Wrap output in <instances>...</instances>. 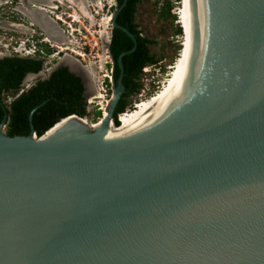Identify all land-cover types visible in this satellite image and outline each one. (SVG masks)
Here are the masks:
<instances>
[{
    "label": "water",
    "instance_id": "95a60500",
    "mask_svg": "<svg viewBox=\"0 0 264 264\" xmlns=\"http://www.w3.org/2000/svg\"><path fill=\"white\" fill-rule=\"evenodd\" d=\"M190 2L180 76L125 135L108 131L125 91L122 57L136 47L115 21L121 6L112 27L134 44L116 58L99 126L70 114L46 138L32 126L10 136L1 120L0 264H264V0ZM20 3L31 22H54V36L34 23L51 40L67 38L41 10L51 5ZM68 56L52 71L79 76L85 98L83 67Z\"/></svg>",
    "mask_w": 264,
    "mask_h": 264
},
{
    "label": "trees",
    "instance_id": "16d2710c",
    "mask_svg": "<svg viewBox=\"0 0 264 264\" xmlns=\"http://www.w3.org/2000/svg\"><path fill=\"white\" fill-rule=\"evenodd\" d=\"M113 9L121 6L115 21L118 25L125 27L135 37V49L123 55L122 83L125 87L124 93L118 100L113 122L120 125L116 118L118 113L124 112L133 94L139 92L142 87L140 81L143 68L147 65H154L157 60L156 54L150 50L153 40L142 35L136 22L138 4L142 0H115ZM178 2L179 0H174ZM173 3L167 1L164 6V17L176 19V14L171 13ZM178 26L176 34H183ZM134 42L131 37L119 27H112L110 30L109 51L114 59L113 80L116 82L120 70L116 62L117 56L130 49ZM47 51H50L47 47ZM42 59L23 58L18 56H4L0 58V92L12 90L15 93L20 86L22 79L29 72L37 73L42 68ZM100 116V111L96 110ZM76 114L84 116L87 114V104L84 98V85L81 78L70 72L66 66H60L53 70L49 77L37 80L31 87L12 99L10 104H5L0 99V122L5 118L6 132L10 136L27 135L32 126L37 136H41L54 125L61 117ZM31 115V119H29ZM119 121V122H118Z\"/></svg>",
    "mask_w": 264,
    "mask_h": 264
},
{
    "label": "rangeland",
    "instance_id": "374dc122",
    "mask_svg": "<svg viewBox=\"0 0 264 264\" xmlns=\"http://www.w3.org/2000/svg\"><path fill=\"white\" fill-rule=\"evenodd\" d=\"M102 1L104 2V0ZM167 1L173 3L171 13L178 12L180 16L179 18L177 15L175 20H172L171 17H164L163 11ZM58 2L59 7L56 9V12H62L65 15L68 13H74V15L79 18V21L74 24L79 32L74 31L72 34H68L70 29L66 25L64 26L58 24V27L61 30H65L64 34L67 33L69 35V39L73 41L71 45L68 44L69 47L79 51L81 50V47L85 46L86 53L84 55V62L87 64H100L102 62L101 59L104 58V53H101L100 44L90 48L87 43L92 40L93 36L99 37L100 30L102 29H104L102 30V35L105 30L110 33L112 22L111 20L109 22L106 21L105 18L107 15H111L114 9H107L106 6L99 9L94 3H92V1H89L88 7L90 9V13H87L83 8L76 6V4L70 0H63L62 2L56 1L55 3ZM19 4H21L20 0H0V19L13 23H22V27L24 25L28 26L29 21L19 11ZM183 8L184 0H179L178 2L174 0H142L141 3L138 4V10L136 12V22L139 24L138 28L142 31V35L153 40V43L150 45V50L152 53L156 54L157 60L159 61L154 65L145 66L143 74L140 78L142 87L139 92L130 96L128 99L129 104L124 111L134 108V103H136V101L139 102L142 99L149 98L152 94L158 92L175 74V64H177L182 57V54H180L182 53L181 48L186 46L181 44V41H186V38H184L186 34L183 33L180 35L175 33L179 24L183 23ZM94 10H96V13ZM32 28L36 31L35 36L40 37L38 34L41 32V29L36 25H33ZM180 28H182V26ZM31 32H27V34ZM23 34H25L24 31H12L0 28V40L2 44L6 46H8L9 43H13L14 40L19 39V37H24ZM2 47L3 46H1V48ZM59 56L63 59L64 54H60ZM57 61V58L51 59L52 64H55ZM40 77L41 74L37 75L34 80H38ZM111 94L112 91H108L106 98H108ZM7 95L5 96V99L9 100V97H11L12 94ZM96 103L98 102L95 101L94 103L87 104V114L83 116L84 119L93 124L95 123V125L98 123L100 117L102 119L103 116L102 113H100L99 117L95 116V114H98L95 111L100 107ZM3 129L6 131V126H4Z\"/></svg>",
    "mask_w": 264,
    "mask_h": 264
},
{
    "label": "built area",
    "instance_id": "2783aa9c",
    "mask_svg": "<svg viewBox=\"0 0 264 264\" xmlns=\"http://www.w3.org/2000/svg\"><path fill=\"white\" fill-rule=\"evenodd\" d=\"M96 2L94 4L99 9H102L105 6L107 9H110V8H113V6H115L114 0H104V2L102 0H96ZM58 7H59V2L56 3L53 7H43V9H45L47 14H49L56 20L57 25L58 24L64 25V26L66 25L70 29L68 31V34H72L74 31L79 32V30L76 29V27L74 26V24L79 21V18L77 17L74 18L72 13H68L65 15L62 12L61 13L56 12V9ZM94 12L96 13V10H94ZM28 21H29L28 26L32 28L34 24L30 20ZM107 21L109 22V20ZM111 28H112V25H111ZM63 32H65L64 29H63ZM68 34L65 33L67 38H69ZM23 35L24 37L22 38L19 37V39L14 40L13 43H9L8 46L2 44L0 40V55L18 56V57H23V58H39L43 60L42 68L37 73L33 74L32 72V73L26 74V77L24 78L23 83L20 84L19 89L15 93H12V96L9 97V100L14 99L20 93H22L23 91L31 87L36 82V80L34 79H36L37 75L45 74V76H49L52 72V67L54 65V63L53 64L51 63V59L57 58L59 60L61 58V56H59L60 54L62 55V54L70 53L73 57H75L79 61V63L81 64L83 68L88 70L89 67H91L92 63L87 64L84 62L85 61L84 55L86 53L85 46L81 47V50L76 51L74 48L68 47L67 44L56 43L53 40L51 41V39L42 30L38 34L40 37L35 36L36 31L34 29L32 30L31 33H28V34L25 33ZM109 38H110V33L107 32L106 40H108ZM87 44L90 48H93L94 46H97L100 44L99 46L101 47V53L104 52V58L101 59L102 62L98 65L93 63L94 70L96 71V74L94 77V83H93L95 90L93 94L91 93L89 94L91 96L88 95L87 97H85V102L87 101L86 104H91L97 101L98 103L96 104L100 106L97 110L101 111L102 102H105V105H107L108 102H106V100H109V98L111 97V95H109V97L106 98V96L108 95V91H112V86H113V75H112L113 61H112V57L108 49L106 48L105 51L103 50V42L100 36L99 37L93 36L92 40L89 41ZM1 46L3 47L1 48ZM47 47L49 48L50 51L46 50ZM101 64L103 66L102 68L99 66ZM144 69L145 67L143 68V71ZM28 75H31V76L29 77V79H26ZM98 95H101V97H99ZM135 105L136 103H134V107ZM121 113L117 114L118 119Z\"/></svg>",
    "mask_w": 264,
    "mask_h": 264
},
{
    "label": "bare ground",
    "instance_id": "6f19581e",
    "mask_svg": "<svg viewBox=\"0 0 264 264\" xmlns=\"http://www.w3.org/2000/svg\"><path fill=\"white\" fill-rule=\"evenodd\" d=\"M46 1H47V3L44 2V1H41V2H44L47 5H51V7H53L54 4L52 5V0H46ZM74 1L76 2V0H74ZM78 1L81 2L83 5H85L87 7L88 11H89L88 13H90V9L88 7L89 0L88 1L87 0H78ZM95 2H96V0H92V3H95ZM76 6H78V5L76 4ZM41 10H44L45 11V9H43V8H41ZM183 10L182 11H183V23L184 24L182 23V26H183L182 28H184V30H185L186 41L184 40L182 44H183V46L184 45H186V46H184L183 48H181L182 53L179 52L180 54H182V57L177 62V64H175V74L164 85V87L161 88L158 92L152 94L150 97L148 96L149 98L142 99L139 102L136 101V105H135L134 108L122 112L119 115V120L121 122L120 125H115L114 122L111 120L110 125L108 127V131H109L111 137H117V136L125 135L130 130V128L133 127L151 108H153L157 103H159L163 99V97L166 95V93L169 91V89L173 86V84L179 78L180 73L182 71V68L184 66L185 60H186L187 53H188L189 48H190V45H191V43H190L191 20H192L193 17H192V8H191V2H190V0H184V8H183ZM27 12L29 13V15L32 16V13L30 14L29 10H27ZM72 15L74 16V18L76 17L74 15V13ZM41 16H43L44 19L39 18L37 15L34 16L35 19H32L34 21V23L38 24L41 27H42L41 23H43V25L46 26V29L45 30H47V28H49L50 26H52L53 27V30L51 32H48V33L50 35L53 34L52 36L58 34L59 33V30L56 29V28H54V27H56V25L54 24V22L50 18H48L45 14L44 15L42 14ZM105 20L106 21L107 20L110 21L111 20V15H107V17L105 18ZM13 25L18 28L17 25H15V24H13ZM102 30H104V29H102ZM102 30H100V37H101L102 42H103V50L105 51L106 48H107V44H106L107 43L106 42L107 32H105L106 30L103 31V35H102ZM59 40H61V41L64 40L62 42V44H67V45L69 44V45H71V43H73V41L71 39L67 40V38H62V39H59ZM54 42L60 43V41H58V42L57 41H54ZM69 45H68V47H69ZM101 57H102V54H101ZM67 58L71 59L72 57L68 56ZM72 59L77 60L75 57L72 58ZM75 60L74 61L67 60V62L70 63V66L75 67L76 65L73 64V63H75ZM99 66L102 68V64L99 65ZM84 69H82V72L81 73L85 76V79L87 81L86 84L89 86V94L90 93L93 94V92H94L95 89H93V87H92V89H93V92H92L91 86H90L91 80H90V76L88 74H90V75H95L96 74V71L94 70V65L91 64V67H89L88 70L85 69V70L88 71V73H86V71ZM92 81H94V80H92ZM98 96L101 97V95H98ZM106 102H108V100H106ZM106 110H107V108H106L105 102H102L101 113L103 114V116H102V119L100 121H98V123L96 125L94 123V126L95 127L96 126H99V124L102 123L103 118L106 116ZM58 125L59 124H57L56 126H58ZM53 130L54 129H51V130L47 131V133L43 137L46 138Z\"/></svg>",
    "mask_w": 264,
    "mask_h": 264
},
{
    "label": "flooded vegetation",
    "instance_id": "af4514ba",
    "mask_svg": "<svg viewBox=\"0 0 264 264\" xmlns=\"http://www.w3.org/2000/svg\"><path fill=\"white\" fill-rule=\"evenodd\" d=\"M40 1H44V2H46L47 3V1L46 0H40ZM57 1H63V0H57ZM71 2H73V3H75V4H77L80 8H83L87 13L89 12L88 11V9H87V7L85 6V5H83L81 2H79L78 0H76V2L75 1H72V0H70ZM88 1V0H87ZM89 1H91V0H89ZM53 4H55L54 2H52V5ZM82 5V6H81ZM86 8V9H85ZM22 10L23 11H25L24 10V8H22ZM31 14V13H30ZM39 18H42V19H44V17L43 16H39ZM40 20V19H39ZM41 22V21H40ZM10 23H13V22H10ZM32 23L34 24V21L32 20ZM13 24H15V25H17L18 27H22V23H13ZM35 25V24H34ZM41 25H42V27H44L45 29H46V26H44L43 25V23H41ZM24 26H26V25H24ZM2 57H4L3 55H0V58H2ZM66 60H71V61H74V59H69V58H66ZM67 63H69V62H67ZM84 69V68H83ZM85 70V69H84ZM86 71V73H88V71L87 70H85ZM89 76H90V80H91V84H90V86H91V90H92V92H93V89H94V85H93V83H94V81H92V80H94L93 78L95 77V75H90V74H88ZM31 75H28L27 76V78L26 79H29V77H30ZM25 77H26V75H25ZM24 77V78H25ZM49 77V76H48ZM24 78L22 79V81H21V83L20 84H22L23 83V80H24ZM87 78V77H86ZM39 79H45V74H41V77L39 78ZM38 79V80H39ZM37 81V80H36ZM92 87H93V89H92ZM13 93V91L12 90H9V91H1L0 92V99L5 103V104H10V102L12 101V99H10L9 101L8 100H6L5 99V96L7 95V94H12ZM101 119V118H100ZM99 119V120H100Z\"/></svg>",
    "mask_w": 264,
    "mask_h": 264
},
{
    "label": "clouds",
    "instance_id": "9594fccd",
    "mask_svg": "<svg viewBox=\"0 0 264 264\" xmlns=\"http://www.w3.org/2000/svg\"><path fill=\"white\" fill-rule=\"evenodd\" d=\"M176 15H177V17L179 18V14H178V12L177 13H175ZM116 118H117V116H116ZM117 120H118V118H117ZM119 122V121H118Z\"/></svg>",
    "mask_w": 264,
    "mask_h": 264
}]
</instances>
